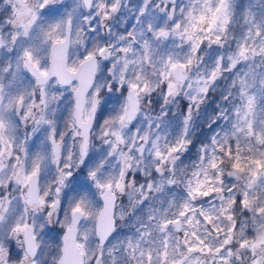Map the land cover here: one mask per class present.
<instances>
[{
	"label": "snow or ice",
	"instance_id": "1",
	"mask_svg": "<svg viewBox=\"0 0 264 264\" xmlns=\"http://www.w3.org/2000/svg\"><path fill=\"white\" fill-rule=\"evenodd\" d=\"M0 264H264V0H0Z\"/></svg>",
	"mask_w": 264,
	"mask_h": 264
}]
</instances>
